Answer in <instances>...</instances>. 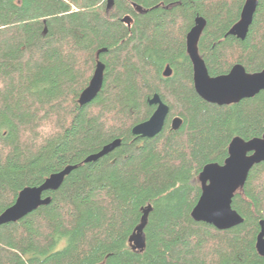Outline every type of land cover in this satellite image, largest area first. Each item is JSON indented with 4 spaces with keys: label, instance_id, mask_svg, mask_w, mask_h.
Listing matches in <instances>:
<instances>
[{
    "label": "trees",
    "instance_id": "16d2710c",
    "mask_svg": "<svg viewBox=\"0 0 264 264\" xmlns=\"http://www.w3.org/2000/svg\"><path fill=\"white\" fill-rule=\"evenodd\" d=\"M108 1L0 0V214L25 187L78 165L44 194L48 205L0 226V264H264V162L233 199L242 224L219 230L192 218L203 168L224 164L236 137L264 136V91L231 105L205 101L186 44L203 16L199 52L211 76L236 64L263 71L264 0L245 40L229 31L246 0H114L107 10ZM98 61L103 89L80 106ZM156 93L170 107L164 129L134 135ZM173 117L183 119L178 130ZM116 139L115 151L84 162ZM149 206L145 247L134 249Z\"/></svg>",
    "mask_w": 264,
    "mask_h": 264
},
{
    "label": "water",
    "instance_id": "95a60500",
    "mask_svg": "<svg viewBox=\"0 0 264 264\" xmlns=\"http://www.w3.org/2000/svg\"><path fill=\"white\" fill-rule=\"evenodd\" d=\"M114 0H109L107 10L111 9ZM259 0H246L240 20L231 28L229 35L245 40L253 24ZM122 21L129 27L133 22L130 16ZM207 20L197 16L194 26L186 36L187 52L193 67V81L196 92L205 101L219 105H231L243 99L253 98L264 91V70L250 73L242 64H236L229 73L211 76L204 58L199 52L200 38L206 28ZM106 65L102 61L96 64L93 76L88 86L81 92L78 103L85 106L91 103L101 92L104 86ZM172 68L167 66L164 76L172 75ZM154 105L155 111L151 117L133 127L134 135L143 138H152L164 129L170 107L162 97L156 93L148 99ZM183 124L181 117H173L170 121L171 129L178 130ZM121 145L116 139L106 144L100 151L90 154L84 159L85 163L95 162L109 155ZM264 162V136L245 141L239 137L233 139L229 146V155L224 164H207L200 173L202 193L192 211V218L198 222H205L219 230H228L244 222L243 216L233 208V199L236 192L245 185L252 168ZM78 165H69L61 171L52 173L41 185L25 187L20 191L16 201L0 214V226L15 223L36 211L43 205H48L52 198L44 197L48 191L58 190L66 177ZM152 207L149 206L143 215V221L130 238L134 249L142 250L145 247L144 227ZM258 236V247L264 251V221Z\"/></svg>",
    "mask_w": 264,
    "mask_h": 264
}]
</instances>
